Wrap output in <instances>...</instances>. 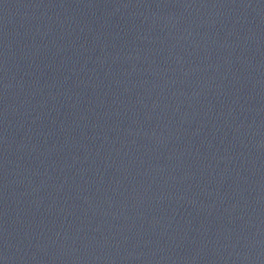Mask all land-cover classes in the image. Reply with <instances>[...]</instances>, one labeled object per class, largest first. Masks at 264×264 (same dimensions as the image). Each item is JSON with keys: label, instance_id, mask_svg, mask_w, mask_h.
<instances>
[{"label": "water", "instance_id": "95a60500", "mask_svg": "<svg viewBox=\"0 0 264 264\" xmlns=\"http://www.w3.org/2000/svg\"><path fill=\"white\" fill-rule=\"evenodd\" d=\"M0 264H264V0H0Z\"/></svg>", "mask_w": 264, "mask_h": 264}]
</instances>
